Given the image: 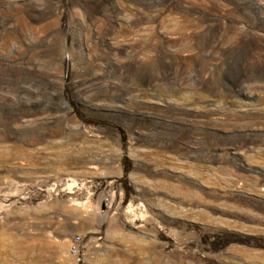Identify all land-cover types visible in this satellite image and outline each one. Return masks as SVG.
Instances as JSON below:
<instances>
[{"label":"rangeland","instance_id":"374dc122","mask_svg":"<svg viewBox=\"0 0 264 264\" xmlns=\"http://www.w3.org/2000/svg\"><path fill=\"white\" fill-rule=\"evenodd\" d=\"M0 264H264V0H0Z\"/></svg>","mask_w":264,"mask_h":264},{"label":"built area","instance_id":"2783aa9c","mask_svg":"<svg viewBox=\"0 0 264 264\" xmlns=\"http://www.w3.org/2000/svg\"><path fill=\"white\" fill-rule=\"evenodd\" d=\"M104 203L106 207H109L112 206L113 200L107 197L105 198ZM81 247H82V239L80 237L75 238L70 245V253L74 257L77 263L83 262Z\"/></svg>","mask_w":264,"mask_h":264}]
</instances>
